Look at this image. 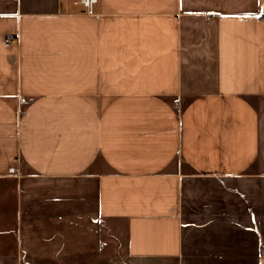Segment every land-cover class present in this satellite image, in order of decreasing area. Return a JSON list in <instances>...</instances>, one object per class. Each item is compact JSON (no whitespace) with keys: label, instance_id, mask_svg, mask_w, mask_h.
I'll list each match as a JSON object with an SVG mask.
<instances>
[{"label":"crops","instance_id":"obj_1","mask_svg":"<svg viewBox=\"0 0 264 264\" xmlns=\"http://www.w3.org/2000/svg\"><path fill=\"white\" fill-rule=\"evenodd\" d=\"M0 264H264V0H0Z\"/></svg>","mask_w":264,"mask_h":264},{"label":"built area","instance_id":"obj_2","mask_svg":"<svg viewBox=\"0 0 264 264\" xmlns=\"http://www.w3.org/2000/svg\"><path fill=\"white\" fill-rule=\"evenodd\" d=\"M98 2V0H75V3L77 4H82L84 5L85 7H87L89 10H92L93 9V6L94 4H96ZM6 41H10L9 38H6ZM15 167H11L10 170H14Z\"/></svg>","mask_w":264,"mask_h":264}]
</instances>
